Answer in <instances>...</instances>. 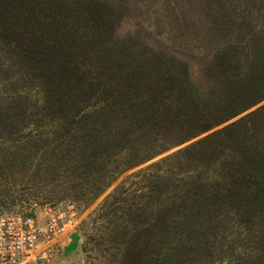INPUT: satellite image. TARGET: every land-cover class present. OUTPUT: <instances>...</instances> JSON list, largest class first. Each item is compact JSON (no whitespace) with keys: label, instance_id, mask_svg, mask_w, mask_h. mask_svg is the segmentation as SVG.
I'll return each instance as SVG.
<instances>
[{"label":"trees","instance_id":"16d2710c","mask_svg":"<svg viewBox=\"0 0 264 264\" xmlns=\"http://www.w3.org/2000/svg\"><path fill=\"white\" fill-rule=\"evenodd\" d=\"M259 1H203L215 44L195 71L128 0H0V197L89 206L191 142L118 186L90 242L109 264H264Z\"/></svg>","mask_w":264,"mask_h":264},{"label":"rangeland","instance_id":"374dc122","mask_svg":"<svg viewBox=\"0 0 264 264\" xmlns=\"http://www.w3.org/2000/svg\"><path fill=\"white\" fill-rule=\"evenodd\" d=\"M203 1L128 0L131 8L130 26L140 30L145 40L150 44L164 45L176 54L188 59L193 65V69L198 71L204 68L202 60L205 59L215 44L208 35V23L201 5ZM246 9H250L248 14L258 20L260 26L257 30L264 32V4L259 1L257 6H248ZM224 40V38L219 39V41ZM254 109L256 107L252 110ZM188 144L174 148L154 160L126 172L89 206H85L78 198L68 199L74 200L80 211L81 224L78 233L81 238L78 247L73 252L66 253L64 249L56 254L49 264H109V256L96 250L89 240L93 233L92 220L95 218L99 207L106 198L114 193L118 186L128 182V186L137 188L140 184L136 183H139L141 177L134 178V174L145 171L148 166ZM132 182L135 184L132 185ZM32 194L33 192L13 191L10 198L0 197V216L6 213L31 214L50 203ZM58 201L61 200H55L53 203Z\"/></svg>","mask_w":264,"mask_h":264},{"label":"built area","instance_id":"2783aa9c","mask_svg":"<svg viewBox=\"0 0 264 264\" xmlns=\"http://www.w3.org/2000/svg\"><path fill=\"white\" fill-rule=\"evenodd\" d=\"M81 214L71 200L46 204L31 214L0 216V264H49L79 232Z\"/></svg>","mask_w":264,"mask_h":264},{"label":"water","instance_id":"95a60500","mask_svg":"<svg viewBox=\"0 0 264 264\" xmlns=\"http://www.w3.org/2000/svg\"><path fill=\"white\" fill-rule=\"evenodd\" d=\"M80 238H81V236L79 233H74L72 235V243L65 248V252L66 253L73 252L78 247Z\"/></svg>","mask_w":264,"mask_h":264}]
</instances>
